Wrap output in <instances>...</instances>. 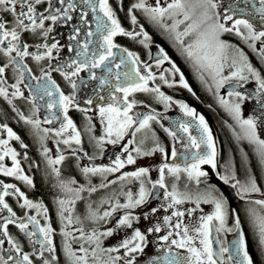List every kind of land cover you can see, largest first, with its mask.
<instances>
[{
  "label": "flooded vegetation",
  "instance_id": "flooded-vegetation-1",
  "mask_svg": "<svg viewBox=\"0 0 264 264\" xmlns=\"http://www.w3.org/2000/svg\"><path fill=\"white\" fill-rule=\"evenodd\" d=\"M136 2L137 0H126L125 3H123V0H109V5L112 7L121 27L126 31H132L134 33L139 32L140 28L143 27L150 39L141 43V40H143L142 35L137 36L135 39L125 35H116L113 37V43L118 47L112 49L114 56L109 57V59L98 68H91L89 63L88 67L83 68L76 76L71 77V81L75 83V88H73L70 81L66 80L65 77L61 75V72L56 69L60 68L67 72L74 71L76 65H73L72 68L67 67L71 61L75 60L77 63H81L85 59L91 61L93 53L98 54L100 44L103 41L97 29V21L94 17L100 14L98 10L93 12L92 8L84 3V0H71L73 7H69V0H64L63 4H61L59 0H51L52 7L50 9L49 0H44L41 5L36 6L38 13H44V15L50 13L57 14L58 20L55 23L51 20H46L44 22L45 29L49 27L52 28V31L48 33L47 39L43 37L42 30L38 29L35 34L23 32L21 34V41L29 45L28 50L30 53L44 51L42 48L38 49L36 45L48 44L50 46L52 43L57 44L58 51L56 49L53 50L51 60L45 57L43 60L36 62L32 59L31 55L24 58L21 65L24 71V80L19 84V88L23 93L22 97L11 96V92L14 91L11 85L17 83V77L19 76V72L15 71L16 63H20L19 58H17L16 63L9 64L3 76L4 81H6L5 86L8 87L9 97L5 99L0 96V125L7 124V126L20 137V140H10L9 145L17 151V158L20 160L21 168L24 174L32 180V184L28 185L23 180L4 175H0V182L15 185L16 188H19L20 191L24 193L27 199H30L29 197L31 196L29 191L35 187L34 178L30 170L34 169L36 172L38 171L37 176L40 180H47L48 183H50L52 188L50 202L55 204V210L52 212L47 210L46 215L50 222V226L54 230L52 239L53 246L56 249L54 255L57 257L54 264H67L66 257L63 253L61 254L58 248L60 245L55 238L56 231L58 230L55 224L57 217L56 202L60 199L72 198L70 194L61 189L59 186L60 181L74 180L75 183L71 184V187H83L85 189L87 182H96V180L102 181L105 176L106 181H117L115 184H109L107 187H101V189L96 192L83 191L82 194H79L80 198L75 200L76 204H74L75 210L72 212V218L74 221L79 218L80 223L68 225L67 231H70L72 236L76 238L74 240L70 238V242L72 243L73 250L76 251L78 255H83V253L79 252L81 244L89 249L88 264H93V258L90 253L95 245H89L84 240L80 239V229H82L86 235L91 234L94 229L97 233H102L108 229H115L112 236H101V247L107 249L109 247L118 246L123 239L130 237L133 231L138 228L146 237V241L143 244V251L132 253L125 259H132L134 257L133 264H155L154 258L164 256L165 249L171 244V239H178L175 235L174 228L177 218L172 217L169 224L165 225V216H171L174 210L182 211L185 213L182 222L191 227L198 221L201 215L210 214L212 212L213 208L207 211L196 210L194 207L195 204H193L196 196H192L194 200L190 203L185 205L179 204L174 208H168V204L171 200H165V189L160 188L159 185L153 187L155 181L160 178L159 168L162 164L179 165L180 168L183 169L186 164L191 163L190 158L186 159L189 151H197V149H186L184 147V144L188 143L186 134L178 133L180 137H183V140L181 142H176L164 131V128L175 130L177 122L179 121L191 120L190 117L184 115L178 104L170 102L166 106L164 102L157 100L156 94L152 92L132 93L128 99L129 101L135 99L137 103L133 106L129 115L137 121L142 119L145 115H156V120L149 121V126L137 132L135 137L132 136V132L138 127V123L133 124L132 128L128 130V133L117 144H111L105 141L102 145H97L96 141L100 136L104 135V128L106 125L102 124L101 121L93 125L89 120L91 117L88 116L85 111L81 110L94 108L98 113L100 107H106L108 104L112 103L113 96L117 97L118 101L123 100V93L116 92L115 88L118 84L124 83L125 77L123 74L131 71L133 66L127 63L121 64L119 68H116L115 65L120 63L122 57L127 56V53L123 52V49H127L139 57V63L136 67L141 69V74H147L144 72V65H148L152 73L156 76L155 80L148 82V87H159L161 92L172 98V101L186 103L190 108H193L197 114L203 115L215 141L217 149L216 168L213 169L207 164L201 165V170L207 172L208 175L206 177H200L199 183L195 178L189 179L187 173L183 171L177 174V178V176L169 175L167 170H165V185L167 190L171 192L173 185H175L176 190L181 187L187 188L189 191H186V193L205 188L203 193L212 189L214 190L213 195L225 198L229 210V216L226 220L225 227L233 228L236 218L238 217L240 220V230L244 232L247 251L252 258L253 264L255 263L249 251V242L253 250L256 247L257 252L254 251L256 252L257 260L259 264H262L261 249L250 227L246 212V209L252 206L249 205L247 201L253 199L249 197L241 199L237 195V188L232 187V185L237 181L242 182L245 176L242 175L243 171H245L246 174H250V171H256L254 172V178L257 185H260V179L264 175V167L260 165L253 151V146L245 140L238 141L235 138L234 132L238 133L239 127L234 117L219 104L218 97L231 99L228 97V92L239 91L245 97L243 102H241L242 104L247 101L249 96L251 98L249 101L251 103V108L247 115L241 113V118L247 119L248 117H253L257 124V135L262 139V134L264 135V93L254 91L250 86L252 82L249 79L239 82L233 79L225 83L217 93L215 85L212 80L207 77V74H205V81L199 78V74L193 67L192 61L183 53L181 45L177 43L175 38L167 34L165 27L151 21L142 11L141 13H136L134 9L131 15L136 17V24H132L129 9L132 8V5ZM224 7L227 12H232L233 16L240 17L252 24H256V31H264V18H262L261 13L258 11L259 8L264 7L260 0H232ZM57 8L61 10L59 13L55 12ZM45 9H49V11H45ZM64 10H67V15H64ZM4 15L7 19L11 20L8 14ZM121 16H125V18ZM89 32L92 33L91 36L88 35ZM236 38L232 39L234 44L228 41L229 39L226 43L232 45L235 49L243 51L254 68L261 74V78H264V61L260 59L258 51L251 52L247 50L245 46L239 43L238 38ZM193 39V36L184 37V45L186 46ZM85 43L88 44L86 51L83 48ZM258 44L257 48L259 49L262 45L259 41ZM161 49H163V52L167 54L169 60L179 69V73H173L171 71L165 73V77L169 82H175L171 87L159 79L160 74L164 73L165 69H171V64L165 61L159 66V70L154 66V61H157L161 56ZM78 52L82 53V55L78 56ZM12 55L15 56V53H12ZM6 63H8V58L0 54V67L4 66ZM23 64L27 65L26 69H23ZM42 70L43 73L50 74V80L48 75H42ZM181 73L184 75L185 81L188 83L191 91L180 86L179 76ZM117 76H119V79H117ZM102 80L104 83H101ZM53 81L55 82L54 84L52 83ZM256 86L258 87L257 83ZM57 87L64 95L74 96L73 104L69 106L67 116L72 120L73 124L76 126V130L80 133L81 142L79 145L75 142L69 145H65L62 142L58 143V141H62L72 134L71 129L61 137L54 135V131L60 129L61 125L66 123L64 120V112L58 103L51 110L48 108L50 102L59 100V93L56 92ZM45 89L50 90L52 95H46ZM9 99L11 100V104L8 102ZM88 100H91L92 104L86 103ZM13 109H16V111H13ZM18 113H23L24 116L32 119H39L41 121V128L53 130L43 141V147L50 149L52 159H55L58 155H63L65 159L61 164L52 166L47 163V158L42 154V145L32 129V126L21 120ZM33 113L35 114L33 115ZM51 116H55L56 118L53 119L51 123H44L45 117ZM89 128H91V131H89ZM191 134L199 137L200 132L197 128L193 127L191 129ZM41 135H43V133H41ZM0 139H8L7 132L3 129H0ZM129 140H133L134 142L128 144ZM142 140L144 141L143 144L140 143ZM21 143L27 145V147L22 148L20 146ZM156 143H159L160 146L165 149L164 153L154 152L151 156L136 157V153L133 151L135 147L139 146L142 150L149 151ZM124 145H127L129 151L136 157L135 164L126 165L120 172L114 174H96L98 178L92 174L86 176L81 171V169L86 166L99 167L111 165L116 155H120L122 158L126 159L127 153L123 151ZM173 147H175L177 151L176 157H173L171 154ZM25 154L27 155V159H25ZM3 163L6 167L12 166L9 157H6ZM53 167L59 169V177L52 171ZM139 167H147L149 169L148 175L143 178L145 188L149 193L147 201L132 209H118L106 220L93 221L88 218L89 211L84 208L86 202L96 201L99 197H111L119 201L126 198L122 193L128 191L134 193L136 184L139 189L140 184L138 181L117 180V177L122 173L135 171ZM227 170L233 172L234 176L232 177H234V179L230 178L229 182L225 183L220 177L224 176L223 172ZM149 181H151V183H149ZM220 185L231 188L228 189V195L224 194L219 189ZM2 190L3 189L0 188V191ZM9 191L11 194L5 197V202L16 212L17 218H25V213L29 216H33L34 214L31 211L26 212L17 205L15 197H19V195L15 193L14 189ZM230 198L233 199V204H231ZM33 202H37V200H33ZM237 202H239V204H237ZM153 208L157 209L155 213L151 211ZM189 209L194 210L191 216L188 215ZM125 213H130L132 216L138 217V220L133 221L131 228L120 227L117 229V221ZM145 214L148 215V219L144 218ZM4 218H10V214L6 209L0 208V224L3 223ZM17 222H19V219ZM43 223L44 221H40L41 227H43ZM157 223L161 225V232L148 233L147 228ZM31 230L32 226L29 225L28 231ZM13 231L20 232L15 224L8 225L9 235ZM168 231H172L173 236L170 237L169 241H162L160 237L167 235ZM21 234V242L18 243L22 249V254L28 253L33 260V264H43V261L38 259L37 255L34 254L39 248V245H33L23 233ZM4 239L7 240L8 238L4 237ZM33 239H35V237ZM210 239L213 241L214 251H219L221 243L224 247L230 249L229 253L224 254V259L227 260L228 255L234 251L233 244L234 241L238 239V236L236 231L216 233L213 229ZM217 241L221 243H217ZM193 243L197 247L200 246L198 239ZM6 245V242L0 245V256L7 258L8 255H12L14 259H19L15 251L12 250L11 245L9 244V249H5ZM171 252L173 254H178L179 257H187L188 255L186 249H177L174 245L171 246ZM52 255L53 254L47 251L44 252V258L49 260H51ZM108 255H120L123 257L124 249H120L118 253H104L103 258H107ZM11 262L13 263V261ZM119 264H123V260H121Z\"/></svg>",
  "mask_w": 264,
  "mask_h": 264
},
{
  "label": "snow or ice",
  "instance_id": "snow-or-ice-1",
  "mask_svg": "<svg viewBox=\"0 0 264 264\" xmlns=\"http://www.w3.org/2000/svg\"><path fill=\"white\" fill-rule=\"evenodd\" d=\"M43 2L44 0H0V54L8 58V63L0 67V96L5 99L9 97V91L8 87L5 86L6 81H4L3 76L9 64L16 63L17 58H19L20 63H16L15 67V71L19 72V76L17 77V83L11 85V88L14 89V91L11 92V96L22 97L23 93L19 88V84L24 80V71L21 68L24 58L31 55L32 59L36 62L43 60L45 57L51 60L53 50L56 49L58 51L57 44L52 43L50 46L48 44L36 45L38 49L42 48L44 51L30 53L28 50L29 45L21 41V34L23 32L35 34L39 29L42 30L43 37L47 39L48 33L52 31L50 27L47 29L44 28V22L46 20H51L55 23L58 20V15L54 13L48 15L38 13L36 6L41 5ZM59 2L63 4L64 0H59ZM260 2L264 5V0H260ZM84 3L88 4L93 12L98 10L100 14L94 17V19L97 21V29L101 34L103 42L100 44L98 54L93 53L91 61L85 59L83 62L77 63V61L73 60L67 65L68 68H72L73 65H76L74 71L67 72L60 68L56 69L61 72V75H63L66 80L70 81L73 88H75V83L71 81V77L76 76L83 68L88 67L89 63L91 68H98L103 65L109 57L114 56L112 49L118 47L113 43V37L116 35H125L133 39L142 35L143 40H141V43L150 39L143 27L140 28L139 32L135 33L126 31L121 27L112 7L109 5V0H84ZM51 7V0H49V9ZM69 7H73L71 0H69ZM217 7L218 4L216 0H171L166 6H162L160 0H156L155 6L147 5L146 0H138V2L134 3L132 8L129 9V14L131 15L133 9H142L149 19L155 23H163L166 18L172 19L173 23L171 26L164 25V27L166 30L174 33L175 40L181 45L183 53L192 61L193 67L199 74V78L205 81V74H207V77L210 78L215 85L217 93L225 83L233 79H236L237 82L247 81L249 76L255 78L258 85L257 91L264 93V78H261V74L248 61L245 53L239 49L233 51V46L221 39L222 34L235 32L237 36H241L245 41H251L252 43L249 44V47L254 52L258 51L260 59L264 61V31L254 30L253 25L245 19L233 20L231 15H224L223 18H221L216 12ZM49 9H45V11H49ZM60 11L59 8L55 10L56 13ZM258 11L261 13L262 18H264V7L259 8ZM4 14H8L11 20L7 19ZM64 15H67V10H64ZM177 17H182V19H177ZM222 19L224 22H221ZM228 21H232L231 27L227 26ZM131 22L133 25L136 24V17L134 15H131ZM181 24H185L183 31H177V28ZM241 26L247 30L246 36L241 32ZM88 35L91 36L92 33L89 32ZM188 36H193L194 39L185 46L183 38ZM257 41L262 45L258 50L255 43ZM83 48L86 51L88 44L85 43ZM123 52L127 53V56L122 57L120 63L116 64L115 67L119 68L121 64L127 63H130L133 67L131 71L123 74L125 77L124 83L118 84L115 88L116 92L123 93V100L118 101V98L113 96L112 103L108 104L106 107L99 108L101 123L106 126L104 128V135L100 136L96 143L97 145H102L107 141V143L117 144L128 133V130L132 128L133 124L138 123V127L132 132V136L135 137L137 132L149 126V121L156 120V115H145L138 121L134 120L133 117L129 115L133 106L137 103L135 99L129 101L128 97L132 93L152 92L156 94V99L164 102L166 106L170 102L178 104L184 115L190 117L191 120L179 121L177 122L175 130L164 128V131L176 142H181L183 140V137H180L178 133L186 134L188 143L184 144V147L186 149H197V151H189L186 159L190 158L191 163L186 164L183 169L180 168L179 165L162 164L159 168L160 178L153 184V187L159 185L160 188L165 189V200H171L168 204V208H174L185 200H192L193 197L188 193L178 192L175 185H173L172 191L169 192L165 185V170H167L169 175L173 176H177L178 173L183 171L187 173L189 179L195 178L199 183L200 177H206L208 175L207 172L201 170V165L207 164L213 169L216 168L217 149L215 141L203 115L197 114L196 111L190 108L186 103L172 101V98L161 92L159 87L149 88L148 82L156 79V76L150 70V66L144 65V72L147 74H141V69L136 67L139 63V57L127 49H123ZM12 53H15V56H13ZM160 53L161 56L156 61V67L168 61L171 64V69H165L164 73L160 74L159 79L171 87L175 82H169L165 77V73L169 71L179 73V69L169 60V57L163 52V49L160 50ZM77 55L80 56L82 53L78 52ZM226 67L231 69L228 75L223 74ZM26 68L27 65L23 64V69ZM42 75H48L50 80V74L43 73V70ZM117 79H119V76H117ZM52 83L54 84L55 82L53 81ZM101 83H104V81L102 80ZM179 84L191 91L182 73L179 76ZM56 92L59 93V100L50 102L48 108L51 110L58 103L64 112V120L66 123L62 124L60 129L55 130L54 135L61 137L71 129L72 134L62 141H58V143L62 142L65 145H69L75 142L79 145L81 142L80 133L76 130V126L73 124L72 120L67 116L68 108L73 104L74 96L64 95L60 92L58 87L56 88ZM45 94L51 96L52 92L45 89ZM228 97L231 99H225L224 97H218V99L219 104L234 117L239 127V132H234L235 138L238 141L245 140L252 145L260 165L264 167V139H261L257 135L256 120L253 117H248L247 119L241 118V102H243L245 97L239 91H229ZM8 102L11 104L10 99ZM86 103L92 104V101L88 100ZM13 111H16V109H13ZM81 111L86 112L88 110L82 109ZM34 114L35 113H33V115ZM18 115L26 124L32 126V129L42 145V154L47 158V163L52 166L61 164L65 159L63 155H58L55 159H52L48 156L49 149L43 147V141L53 130L41 128V121L39 119L26 117L23 113H18ZM55 118V116L45 117L44 123H51ZM193 127L199 130V137L191 134V129ZM0 129L6 131L8 137V139H0V175L15 177L31 185L32 180L24 174L20 160L17 158V151L9 145L10 140H20V137L8 127L7 124L0 125ZM89 131H91V128H89ZM41 133H43V135H41ZM133 142V140H129L128 144H132ZM140 143L143 144L144 141L142 140ZM20 146L22 148L27 147V145L23 143H21ZM123 151L127 153L126 159L122 158L120 155H116L111 165L99 167L86 166L82 168L81 171L86 176L88 174H114L120 172L126 165L135 164L136 157L151 156L154 152L164 153L165 149L161 147L159 143H156L149 151H144L138 146L133 149L136 153V157L132 155L127 145L123 146ZM171 154L173 157L177 156L175 147H173ZM6 157L11 159V167H6L3 163ZM25 159H27L26 154ZM52 171L57 177L60 176L58 168L53 167ZM148 172L149 169L147 167H139L135 171L124 172L118 176L117 180L119 181L135 180L139 182L140 187L137 197L134 199L131 191L122 193L126 197V203L120 204L117 201L111 205L110 210H106L102 214L99 213L98 208L92 210L91 206H89L88 218L93 221L106 220L118 209H132L144 204L147 201L149 193L145 188L143 178L148 175ZM220 178L224 180L225 183H228L230 179L228 176H222ZM231 179H234V177H231ZM105 181L106 176L104 180H102L100 187H107L109 184H115L117 182L116 180ZM74 183V180L59 182L61 189L72 196V198L69 199L58 200V204L60 205L59 216L63 225L61 229V234L64 237L63 251L67 264H88L89 249L81 244L79 252L83 253V255H78L77 252L73 250L72 243L70 242V238L73 240L76 238L72 236L70 231L65 230L68 225L80 223L79 218L75 221L73 220L70 206L75 203L76 199L80 198L79 193L85 191V188H72L70 185ZM149 183H151V181H149ZM232 187L237 188V195L241 199L253 193H261L260 187H258L255 178L252 176H249L244 183L237 181ZM0 188L3 189L0 191V208L6 209L10 214V218H4L3 223L0 224V234L8 238L7 243L11 245L12 250H14L16 256L19 257V259H14L12 255H8L7 259H5L3 256H0V264H9V261H13V264H33L30 255L28 253L22 254L20 244L9 235L8 225L10 224H15L20 232L29 239L30 243L39 245V248L34 254L37 255L38 259L43 261V264H54L57 257L54 255L56 249L53 246L52 237L54 230L52 227L47 224L41 227L37 217L29 216L27 213H25L26 222L25 218H17L16 212L5 202V197L11 194L9 190L14 189L15 193L23 199V203L20 204L21 208L36 209L38 214L41 212L46 214L47 209L44 208L43 204L33 203L31 200L25 198L24 193L13 184L0 182ZM87 190L96 192L97 188L89 187ZM213 191L214 190L209 189L205 193L195 197L197 207L203 202L204 204H212L213 210L210 214L201 215L198 221L191 227L182 222V218L185 215L182 211L174 210L171 216L164 217L165 225L169 224L172 217L177 218L174 228L175 235L178 239H171V244L165 249L164 256L154 258L155 264H253L252 258L247 251L244 232L240 230L239 218H236L233 228L225 227L226 220L229 216L227 201L222 196L217 197L213 195ZM107 202H109L107 199L101 201V203ZM247 202L249 205H252L246 209L250 227L257 238L260 249L264 251V199L249 200ZM151 211L155 213L157 209L153 208ZM193 211V209H189L188 215L191 216ZM65 213H67V216ZM144 218L148 219V215L145 214ZM18 219L19 222H17ZM134 220H138V217H134L130 213H125L117 221L116 227L117 229L120 227L131 228ZM65 221L67 222L66 224ZM29 225L33 226L31 231H28ZM213 229L216 233L223 231L237 232L238 239L234 241V251L228 255L227 260L224 259V254L230 252L229 248L224 247L221 242L217 241V243H221L219 251H214L213 249V241L210 239ZM37 231L39 232V237L33 239L37 237ZM79 231L80 239L84 240L89 245H95L90 253L93 258V264H119L121 260H123V264H133L134 257L132 259L125 258L129 257L132 253L138 251L142 252L143 244L146 241L145 235L137 228L130 237L123 239L118 246L105 249L101 247V236H112L115 229H108L102 233H97L94 229L89 235H86L82 229ZM147 232L159 233L161 232V225L157 223L147 228ZM172 236L173 232L168 231V234L161 236L160 239L162 241H169ZM197 239L199 240V247L195 246L193 243ZM4 243L5 241L0 239V245ZM172 245L177 249H186L188 253L187 257H179L178 254H173L171 252ZM120 249H124L123 257L120 255H108L107 258H103L104 253H118ZM45 251L53 254L51 260L44 258Z\"/></svg>",
  "mask_w": 264,
  "mask_h": 264
},
{
  "label": "rangeland",
  "instance_id": "rangeland-1",
  "mask_svg": "<svg viewBox=\"0 0 264 264\" xmlns=\"http://www.w3.org/2000/svg\"><path fill=\"white\" fill-rule=\"evenodd\" d=\"M232 0H216V2H217V4H218V7H217V9H216V12L221 16V18H223V16L224 15H231L232 17H233V20H235V19H242V18H240V17H237V16H233V14H232V12H227V10H226V8L224 7L227 3H229V2H231ZM137 2H138V0H137ZM169 2H171V0H160V3H161V5L162 6H166V4L167 3H169ZM146 3H147V5H149V6H155V4H156V0H146ZM134 10H136V13H141V11H142V13H144V11L142 10V9H134ZM177 19H182V17H177ZM221 22H224L223 21V19L221 20ZM173 23V21H172V19H170V18H166L164 21H163V23H158L159 25H161L162 27H164V25H168V26H171V24ZM249 23H251V22H249ZM231 24H232V21H228L227 22V26H229V27H231ZM252 24V23H251ZM253 25V29L254 30H256V24H252ZM184 27H185V24H181V25H179V27L177 28V31H183V29H184ZM241 32L246 36L247 35V30L246 29H244L243 28V26H241ZM167 34L168 35H171V37L172 38H174V33H172V32H170V31H168L167 30ZM235 34V32H232V33H224V34H222V36H221V39L223 40V41H225V42H227V40L228 41H230L231 43H233V41H232V39L233 38H238V41H239V43L241 44V45H243V46H245L246 47V49L247 50H249V51H251V52H254L250 47H249V44L250 43H252L251 41H245L244 39H242V37L241 36H237L236 34ZM225 37V38H224ZM229 37V38H228ZM236 38V39H237ZM256 43V48H257V46L259 45L258 44V41L257 42H255ZM234 44V43H233ZM258 49V48H257ZM235 50V48L233 47V51ZM231 54V53H230ZM249 61V60H248ZM250 62V61H249ZM251 63V62H250ZM154 66H156V61H154ZM252 66H253V64H252ZM254 67V66H253ZM157 70H159V67H157ZM231 71V69L230 68H228V67H226L225 68V70H224V75H228L229 74V72ZM245 74H247V73H245ZM249 80L252 82L251 84H250V86L254 89V91H256L257 92V86H256V80H255V78L254 77H251V76H249ZM251 100V98L248 96V98H247V101L245 102V103H242L241 104V113L242 114H244V115H247V113H248V111H249V109L251 108V106H250V101ZM88 111H86L85 113L88 115V116H90L91 118L89 119L91 122H92V124L94 125L95 123L97 124L99 121H101V118H100V115H99V112L97 113V111L94 109V108H86ZM100 124V123H99ZM100 126H101V124H100ZM100 126H98V127H100ZM262 139H264V135L262 134ZM49 149V148H48ZM48 156H50L51 158H52V156H51V154H50V149H49V151H48ZM250 174H246V172L245 171H243L242 172V175L244 176V178L242 179V182H240V183H244V182H246L247 181V179H248V177L249 176H252V177H254V172H249ZM223 174H224V176H226V175H228V176H230V178L232 177V176H234L233 175V172L232 171H229V170H227V171H224L223 172ZM97 175H101V174H97ZM97 175H94L95 177H97L98 178V176ZM261 183H260V185H258V187H260V189H261V193H264V175H263V177H261ZM101 182L102 181H99V180H96V182H87L86 183V189H85V191H88L87 189L89 188V187H96L97 188V190H100L101 189V187H100V184H101ZM72 188H77V187H72ZM135 191H134V193H133V198L135 199L136 197H137V194H138V192H139V189L137 188V184L135 185V189H134ZM178 192H181V193H186V191H189L187 188H185V187H181V188H179L178 190H177ZM205 191V188H200L199 190H193V191H190V192H187L189 195H191V196H197V195H199V194H203V192ZM88 192H90V191H88ZM83 192H80L79 194H82ZM261 193H253V194H250L249 196H246V197H249V198H252L253 200H256V199H264V194H261ZM111 194V193H110ZM109 194V195H110ZM71 195V194H70ZM109 195H107V196H109ZM18 197V196H17ZM15 197L16 198V203H17V205L20 207V204H22L23 203V199H21L20 197ZM104 199H107L109 202H107V203H101V201L102 200H104ZM195 199V198H194ZM194 199H192V200H185L183 203H181V204H183V205H185V204H187V203H190L191 201H193ZM195 201V200H194ZM33 202V201H32ZM117 201L116 200H114L113 198H111V197H107V198H104V197H99V198H97L96 199V201H92V202H86L85 204H84V208H85V210H87V211H89V206H91V208H92V210H96L97 208L99 209V213L100 214H102L104 211H106V210H110L111 209V205L112 204H114V203H116ZM120 204H123V203H126V198H124V199H121V200H119L118 201ZM33 203H41L42 204V202H40V201H37V202H33ZM74 204H76V203H74ZM74 204L73 205H71L70 207H71V209H72V212L75 210V207H74ZM193 204H195V209L196 210H199V211H207V210H211L212 208H213V205L212 204H204L203 202H201L200 203V205H199V207H197V205H196V203L194 202ZM44 206V205H43ZM21 208V207H20ZM44 208H45V206H44ZM59 208H60V205L58 204V202H56V209H57V217H56V221H55V224H56V226L58 227V230L56 231V241L59 243V249H60V251H61V254L63 253L64 254V251H63V241H64V237L62 236V234H61V229H62V227H63V225H62V223H61V219H60V216H59ZM24 211H26V212H32L34 215L33 216H36L37 217V219L39 220V221H44V223H43V226H45V224H47V225H49L50 226V222H49V220H48V218H47V215L46 214H44V213H40V214H38V212H37V210L36 209H27V208H22ZM65 215L67 216V213H65ZM67 222L65 221V224H66ZM65 230H67V227L65 228ZM0 237H1V239H3L5 242H6V246H5V249H9L10 247H9V244L7 243V240H5L4 239V236L2 235V234H0ZM4 249V250H5ZM261 253H262V257H263V259H264V251H262L261 250ZM65 255V254H64ZM5 258V257H4ZM5 259H7V258H5ZM9 264H13L11 261H9Z\"/></svg>",
  "mask_w": 264,
  "mask_h": 264
},
{
  "label": "trees",
  "instance_id": "trees-1",
  "mask_svg": "<svg viewBox=\"0 0 264 264\" xmlns=\"http://www.w3.org/2000/svg\"><path fill=\"white\" fill-rule=\"evenodd\" d=\"M125 2H126V0H123V3H125ZM123 13H124V11H123ZM121 17L125 18V16H121ZM30 172L33 175L35 187L33 189H31V191H29V194L31 195L29 198L31 199V201L37 200V201L42 202V204L45 206V208L48 211L52 212L53 210H55V207H54L55 204L50 202V194L52 193V188L50 186V183H48L47 180H40V178L37 176L38 171L36 172V170L33 169V170H30ZM254 172H256V171H254ZM219 189L224 194L228 195V191H229L228 189H231V188L223 186V185H220ZM35 198H37V199H35ZM230 202H231V204H233V199L232 198H230ZM237 204H239V202H237ZM10 235L17 242H21V238L20 237H22L21 236L22 234L20 232L13 231V232L10 233ZM254 250L257 252L256 247H255ZM254 250H253V247H252L251 243L249 242V251H250V253H251L252 257H253L254 263L255 264H259V262L257 260L256 252ZM262 261H263L262 262V264H263L264 263L263 257H262Z\"/></svg>",
  "mask_w": 264,
  "mask_h": 264
},
{
  "label": "water",
  "instance_id": "water-1",
  "mask_svg": "<svg viewBox=\"0 0 264 264\" xmlns=\"http://www.w3.org/2000/svg\"><path fill=\"white\" fill-rule=\"evenodd\" d=\"M215 172H216V171H215ZM31 226H32V225H31ZM32 228H33V226H32ZM38 237H39V232L37 231V237H35V239L38 238Z\"/></svg>",
  "mask_w": 264,
  "mask_h": 264
}]
</instances>
